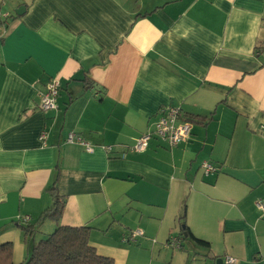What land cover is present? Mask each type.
I'll list each match as a JSON object with an SVG mask.
<instances>
[{
    "label": "crops",
    "instance_id": "obj_1",
    "mask_svg": "<svg viewBox=\"0 0 264 264\" xmlns=\"http://www.w3.org/2000/svg\"><path fill=\"white\" fill-rule=\"evenodd\" d=\"M52 77L56 106L42 110ZM168 105L203 118L190 138L130 150ZM53 183L63 211L36 240L87 225L114 264H173L185 202L189 230L210 243L187 238L203 248L190 264H264V0H0V244L14 264Z\"/></svg>",
    "mask_w": 264,
    "mask_h": 264
},
{
    "label": "trees",
    "instance_id": "obj_2",
    "mask_svg": "<svg viewBox=\"0 0 264 264\" xmlns=\"http://www.w3.org/2000/svg\"><path fill=\"white\" fill-rule=\"evenodd\" d=\"M183 119L192 123L201 122V116L190 115ZM52 193L51 205L44 209L34 223L23 225L25 240L28 243L29 251L26 258L19 264H114L111 257L99 254L90 244L89 236L91 228L83 226L59 225L45 237L34 239L39 226L44 220L58 222L64 207V197L56 191L53 183L49 187ZM186 204L182 205L178 221L181 225V235L184 239L189 238L195 244L209 248L210 243L192 234L185 222ZM185 234V236H184ZM211 264H216L215 260L219 257H209ZM0 264H14L12 261V243L5 242L0 244ZM225 264V263H224Z\"/></svg>",
    "mask_w": 264,
    "mask_h": 264
},
{
    "label": "built area",
    "instance_id": "obj_3",
    "mask_svg": "<svg viewBox=\"0 0 264 264\" xmlns=\"http://www.w3.org/2000/svg\"><path fill=\"white\" fill-rule=\"evenodd\" d=\"M59 88L60 83L56 77H52L48 80L44 91L40 95V108L42 110H49L56 106ZM191 129V123L182 118L179 106L168 105L161 107L157 112V119L154 121L151 130L142 134L136 142L130 146V150L142 151L146 149L152 138L160 140L168 147H174L180 142H185L190 138L192 133ZM44 136L45 133H42V137ZM65 140L68 143L79 144L85 150H91L92 148L89 142H87L80 134L73 131L68 132ZM202 169L204 175H209L213 173L216 168L212 163L204 161L202 163ZM256 206L264 214V203L257 201ZM142 234L143 231L141 229H136L125 236L123 240L125 242H135L137 237ZM166 246H175L174 239L168 240L166 242ZM234 261L235 259L232 257H226L224 260L225 263H232Z\"/></svg>",
    "mask_w": 264,
    "mask_h": 264
},
{
    "label": "rangeland",
    "instance_id": "obj_4",
    "mask_svg": "<svg viewBox=\"0 0 264 264\" xmlns=\"http://www.w3.org/2000/svg\"><path fill=\"white\" fill-rule=\"evenodd\" d=\"M47 230L44 228L42 231V236L41 237H45L47 234ZM193 244L189 239H185V241L183 242V247L179 248V247H168L169 250H174L175 252V257L173 260V264H190L191 259L194 255H197L195 253H200L199 251L202 250L203 248L201 247H192ZM187 256H189V258H187ZM186 259H188V261H186ZM211 263V262H210ZM192 264H200V261L192 263Z\"/></svg>",
    "mask_w": 264,
    "mask_h": 264
},
{
    "label": "water",
    "instance_id": "obj_5",
    "mask_svg": "<svg viewBox=\"0 0 264 264\" xmlns=\"http://www.w3.org/2000/svg\"><path fill=\"white\" fill-rule=\"evenodd\" d=\"M20 9H21V10L24 9V6H21ZM20 9L16 10L15 12H16L17 14H19V13H20ZM184 235H185V234H184ZM215 263H216V264H224L222 258H217V259L215 260Z\"/></svg>",
    "mask_w": 264,
    "mask_h": 264
}]
</instances>
